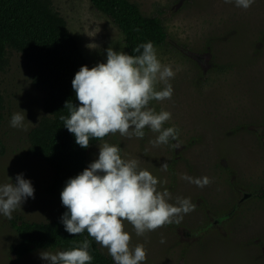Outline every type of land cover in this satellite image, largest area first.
I'll return each instance as SVG.
<instances>
[{
	"label": "rangeland",
	"instance_id": "rangeland-1",
	"mask_svg": "<svg viewBox=\"0 0 264 264\" xmlns=\"http://www.w3.org/2000/svg\"><path fill=\"white\" fill-rule=\"evenodd\" d=\"M130 1L144 15H159L165 27L166 42L154 48L175 73L168 81L173 94L150 101L149 107L171 113L163 127H175L178 137L154 147L150 142L158 134L147 127L143 138L110 134L89 148L88 165L98 159L99 145L108 142L121 149L122 158L136 159L139 168L150 171L160 181L158 190L171 193L170 203L181 197L195 205L180 223L143 236L124 222L130 247L146 249L142 264H264V0L246 10L234 0ZM52 5L93 67L107 62L109 47L127 54L121 32L89 0H52ZM7 60L0 73L5 145L0 184L15 183L23 174L34 198H27L11 219L48 221L59 209L57 200L44 193L51 170L27 153L28 132L43 113V93L31 84L19 52L9 49ZM164 87V82L155 85L157 91ZM21 110L24 126L11 127V116ZM183 174L206 176L210 183L201 188ZM16 240L10 219L0 214V264H50L40 253L59 251L37 249L17 259L11 251Z\"/></svg>",
	"mask_w": 264,
	"mask_h": 264
},
{
	"label": "clouds",
	"instance_id": "clouds-1",
	"mask_svg": "<svg viewBox=\"0 0 264 264\" xmlns=\"http://www.w3.org/2000/svg\"><path fill=\"white\" fill-rule=\"evenodd\" d=\"M234 2L246 10L255 0ZM106 51V63H98L91 69L82 66L75 74L72 88L79 106L66 102L70 115L60 117L64 127L74 134L76 144L86 149L90 139L102 141L116 133L143 138L146 127L158 134L150 142L154 147L167 144L170 138L177 140L175 127H163L171 119V113L149 107L150 101L171 99L173 88L168 81L175 76L171 66L160 62L153 43L135 47L133 52L139 55L117 52L111 47ZM157 82H164L163 90H156ZM23 112L13 113L11 127L24 126ZM167 166L164 163L161 168L166 170ZM181 178L201 188L210 183L206 176L193 178L183 174ZM159 183L150 171L139 168L136 159L122 158L118 146L104 142L99 145L98 159L67 180L60 194L67 209L61 222L74 236L87 231L108 250L115 264H142L147 259L146 249L143 244L130 247L131 236L125 231L124 222L133 226L137 236H143L166 224L180 223L182 214L195 207L188 198L177 197L175 203H170L171 193L167 189L158 190ZM29 197L34 198V188L23 174L15 177V183L0 184V214L11 219L12 212ZM89 248L86 239L66 251L55 254L43 251L40 257L50 264H90L93 257Z\"/></svg>",
	"mask_w": 264,
	"mask_h": 264
},
{
	"label": "trees",
	"instance_id": "trees-1",
	"mask_svg": "<svg viewBox=\"0 0 264 264\" xmlns=\"http://www.w3.org/2000/svg\"><path fill=\"white\" fill-rule=\"evenodd\" d=\"M89 1L121 32L127 54L139 55L133 49L143 43L152 42L156 47L166 42L167 33L160 16L142 14L137 3L130 0ZM9 49L21 54L31 84L43 93V113L28 132L27 153L50 167V182L44 187V193L59 204L57 214L48 221L10 219L17 234L11 251L18 259L37 249L66 251L87 239L93 257L90 264H113L112 257L102 252L87 231L74 236L61 222L67 209L60 194L68 179L88 167L89 148L101 141L90 139L89 147L81 148L60 119L70 115L65 108L66 102L79 106L72 88L75 74L82 66L90 69L93 66L69 31L65 18L54 9L52 0H0V73L7 65ZM3 103L0 93V121ZM4 152L5 145L0 137V155Z\"/></svg>",
	"mask_w": 264,
	"mask_h": 264
}]
</instances>
